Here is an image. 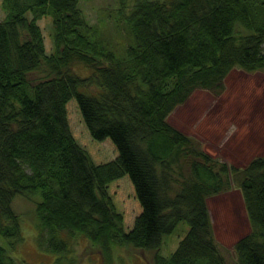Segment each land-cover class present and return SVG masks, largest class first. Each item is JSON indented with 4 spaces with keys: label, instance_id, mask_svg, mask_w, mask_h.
Segmentation results:
<instances>
[{
    "label": "trees",
    "instance_id": "obj_1",
    "mask_svg": "<svg viewBox=\"0 0 264 264\" xmlns=\"http://www.w3.org/2000/svg\"><path fill=\"white\" fill-rule=\"evenodd\" d=\"M81 1L0 0V264H25L13 254L25 239L15 195L33 203L41 251L66 255L83 237L107 261L131 246L153 250L152 264H264V154L227 164L167 120L196 89L220 90L232 68L264 70V0H113L96 21ZM46 16L49 52L38 22ZM72 97L92 137L113 140L115 158L94 162L77 142ZM124 174L140 203L128 230L108 192ZM231 181L251 226L232 263L207 203ZM182 221L187 230L163 255V235Z\"/></svg>",
    "mask_w": 264,
    "mask_h": 264
},
{
    "label": "rangeland",
    "instance_id": "obj_2",
    "mask_svg": "<svg viewBox=\"0 0 264 264\" xmlns=\"http://www.w3.org/2000/svg\"><path fill=\"white\" fill-rule=\"evenodd\" d=\"M113 3V0H84L81 6L89 18L96 21L103 12L112 10ZM3 16L4 12L0 8V17ZM38 22L43 29L49 52L53 46L51 20L46 16ZM75 69L82 74L88 73L87 69L77 64ZM44 70L43 66L40 67L30 73L29 78L33 80L45 75ZM67 115L77 141L95 162L115 158L117 148L113 140L110 137H92L75 97L67 102ZM167 120L182 132L199 139L203 148L220 160L239 168L245 166L253 157L264 154V70L249 72L238 67L232 68L224 77L220 90L196 89L186 100L175 106ZM108 192L116 209L122 213L124 228L128 230L140 212V203L129 175L124 174L111 180ZM207 203L214 237L232 263L235 259L234 242L251 228L240 187L231 181L230 188L211 195ZM13 204L25 219V239L13 254L23 258L25 264H70L71 257L75 258L73 264H152L153 250L131 246L115 248L111 259L107 261L100 250L83 237L74 239L72 251L66 255L41 251L33 241L34 228L30 221L32 201L16 195ZM187 227V223L182 221L172 233L164 234L160 253L169 255Z\"/></svg>",
    "mask_w": 264,
    "mask_h": 264
},
{
    "label": "bare ground",
    "instance_id": "obj_3",
    "mask_svg": "<svg viewBox=\"0 0 264 264\" xmlns=\"http://www.w3.org/2000/svg\"><path fill=\"white\" fill-rule=\"evenodd\" d=\"M1 8V7H0ZM4 17V16H3ZM2 17V18H3ZM1 17H0V19H2ZM74 137H75V135H73ZM75 139H76V137H75ZM104 139V138H103ZM77 140V139H76ZM78 142V141H77ZM79 143V142H78ZM80 144V143H79ZM81 145V144H80ZM82 146V145H81ZM83 147V146H82ZM84 148V147H83ZM85 149V148H84ZM86 150V149H85ZM86 152L88 153V151L86 150ZM88 155H89V157L91 158V156H90V154L88 153ZM92 159V158H91ZM93 160V159H92ZM94 161V160H93ZM95 162V161H94ZM16 196V195H15ZM15 196L12 198V202H11V204H12V207H13V209L16 211V212H18L16 209H15V207H14V204H13V202H14V198H15ZM22 196H24V195H22ZM27 200H29L26 196H24ZM29 201H31V200H29ZM19 213V212H18Z\"/></svg>",
    "mask_w": 264,
    "mask_h": 264
}]
</instances>
